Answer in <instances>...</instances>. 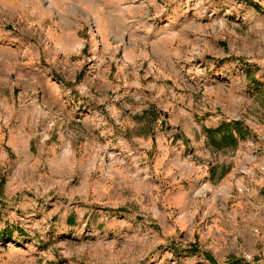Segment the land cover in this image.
Instances as JSON below:
<instances>
[{
  "label": "rangeland",
  "instance_id": "1",
  "mask_svg": "<svg viewBox=\"0 0 264 264\" xmlns=\"http://www.w3.org/2000/svg\"><path fill=\"white\" fill-rule=\"evenodd\" d=\"M240 121L235 149L205 129ZM264 264V0H0V264Z\"/></svg>",
  "mask_w": 264,
  "mask_h": 264
},
{
  "label": "trees",
  "instance_id": "2",
  "mask_svg": "<svg viewBox=\"0 0 264 264\" xmlns=\"http://www.w3.org/2000/svg\"><path fill=\"white\" fill-rule=\"evenodd\" d=\"M204 133L207 143L216 151L235 149L238 141L244 140L247 136L240 121H223L216 128L205 129Z\"/></svg>",
  "mask_w": 264,
  "mask_h": 264
}]
</instances>
